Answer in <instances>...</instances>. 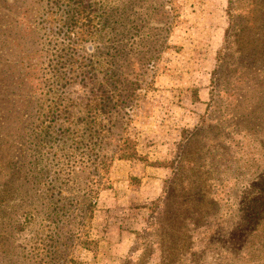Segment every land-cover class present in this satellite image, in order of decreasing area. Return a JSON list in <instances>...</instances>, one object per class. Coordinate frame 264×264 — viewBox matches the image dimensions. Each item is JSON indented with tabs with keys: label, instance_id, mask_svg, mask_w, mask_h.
<instances>
[{
	"label": "rangeland",
	"instance_id": "rangeland-1",
	"mask_svg": "<svg viewBox=\"0 0 264 264\" xmlns=\"http://www.w3.org/2000/svg\"><path fill=\"white\" fill-rule=\"evenodd\" d=\"M73 5L66 0H0V255L5 254L0 264H30L23 253L49 229L44 215H25L32 212V177L46 170L36 148L40 137L28 127L48 113L46 94L58 87L68 91L62 105L69 110L60 116L82 115L81 82L75 72L70 77L63 52H72L74 69L92 45L99 47L93 48L95 54L105 50L101 42L89 44L78 23L66 26ZM226 8L227 0H174L163 7L173 15L166 24L147 22L141 36L151 50L140 54L143 66L128 69L137 75L138 88L124 110L129 119L124 135L135 142L137 156L113 158L105 165L96 208L83 229L96 246L78 233L70 248L80 264L94 262L98 242L111 238L116 226L120 234L127 233L130 247L101 264H126L131 245L138 246L131 255L136 257L148 240L159 244L147 226L168 212L175 155L187 144L195 149L192 164L198 174L188 180L178 175L174 185H199L213 194L202 204L195 192L187 197L186 234H176L171 262H164L264 264V51L254 64H244L233 47L224 48ZM263 36L255 43L263 45ZM54 69L70 77L68 83H55ZM194 126L200 131L188 142L184 131ZM77 166L69 177L80 185L88 169ZM161 220L158 225L169 228ZM108 250L101 248L100 255L106 257ZM149 262L158 264L155 258Z\"/></svg>",
	"mask_w": 264,
	"mask_h": 264
},
{
	"label": "trees",
	"instance_id": "trees-1",
	"mask_svg": "<svg viewBox=\"0 0 264 264\" xmlns=\"http://www.w3.org/2000/svg\"><path fill=\"white\" fill-rule=\"evenodd\" d=\"M172 1L174 0H66L68 6L74 4L68 10L69 20L65 21L66 26L73 28L78 23L82 37L89 44L101 42L100 46L105 50L95 54L93 48L99 47L92 45L89 53L82 55L81 62L74 69L71 63L72 52L67 49L63 52L65 61L70 64V77L76 73L81 82L82 97H85L80 106L82 115L60 116L61 111L69 110L62 105V99L68 100L64 91L66 94L68 91L67 86L64 91L58 87L55 93L46 94L49 103L45 109L48 113L38 123L28 127L30 133L40 137L36 141V148L46 170L40 177H32V212L28 211L25 215L28 218L44 215L49 228L43 238L34 241L28 252L23 253V249L18 247L13 248L17 254L23 253L26 257L29 255L30 264H80L77 255H70V248L79 238L78 233L85 236L83 242L95 243L96 246L93 239H87L83 229L88 226L87 221L96 208L97 192L103 183L105 165L113 158L129 159L137 156L135 142L124 135L129 122L124 110L130 107L134 91L138 88L137 75H130L128 69L134 67L133 64H139L140 67L144 65L145 60L140 59V54L150 52L152 45L141 34L147 22L166 24L173 18L169 14L170 9L163 10ZM226 15L228 26L225 30L224 48L233 47L238 54L239 63L254 64L258 57L263 56L261 53L264 51V44H256L259 43L257 36L264 35V0H227ZM258 30L263 33L260 35ZM132 38L136 41L129 42ZM53 75L59 86L68 83L66 80L70 78L66 75L59 76L56 69L53 70ZM196 131L200 129L195 126L185 130L188 135L186 141L190 142ZM183 147V151L175 155L177 165L169 189L168 212L163 210L147 226V232L159 244L152 239L148 240L136 257L131 255L138 246L131 245L126 264H149V260L153 258L158 264L171 262L170 245L174 238H178L176 234L182 231L186 234L183 221L189 211L187 197L195 192L196 199L202 204L213 194L210 189H203L199 185H193L195 189L186 188H191L190 183H185V186L174 185V179H179L180 176H183V180H188L191 175L198 174V170H193L192 164L195 149H191L188 144ZM75 165L80 170L85 166L88 169L80 185L73 184L69 177ZM65 218L68 220L62 221ZM161 219L168 223L169 228L158 225L162 224ZM59 226L65 227L64 234H61ZM157 228L161 230L157 231ZM156 232L158 235L153 234ZM161 245L165 251L161 250ZM1 254L0 259H3L5 254Z\"/></svg>",
	"mask_w": 264,
	"mask_h": 264
},
{
	"label": "crops",
	"instance_id": "crops-1",
	"mask_svg": "<svg viewBox=\"0 0 264 264\" xmlns=\"http://www.w3.org/2000/svg\"><path fill=\"white\" fill-rule=\"evenodd\" d=\"M109 234H111V238L108 235L105 237V239H102L98 242L99 254L93 260L94 262H92V264H101V261H104V260L105 261H107V260L111 261V259H114V256L123 254V253L128 251V249L130 247V239H128L127 233L120 234V230H118V227L116 226L115 228L113 227L111 229ZM100 247L103 249L105 247L109 248L108 255L106 257L100 255L101 254V248Z\"/></svg>",
	"mask_w": 264,
	"mask_h": 264
}]
</instances>
